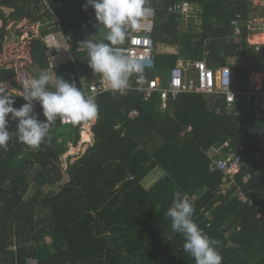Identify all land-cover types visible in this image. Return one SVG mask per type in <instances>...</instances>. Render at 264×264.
<instances>
[{"label": "trees", "instance_id": "1", "mask_svg": "<svg viewBox=\"0 0 264 264\" xmlns=\"http://www.w3.org/2000/svg\"><path fill=\"white\" fill-rule=\"evenodd\" d=\"M155 9L149 34L154 47L164 43L177 47V54L155 56L154 71L144 72L142 85L164 72L178 57L198 59L207 50V64L227 65L228 58L243 59L232 66L233 86L238 92L252 91L248 76L262 60L264 49L255 51L240 41L229 40V20L236 12L246 19L264 17V5L253 0H187L196 9L182 24V15L167 8L177 0H148ZM0 0V53L8 34L3 9H12L19 22L17 35L28 34L17 58L27 60L26 70L35 76L52 70L84 89L79 77L91 79L86 50L72 51L71 59L50 67V50L44 36L62 30L74 41L105 39L107 29L97 23L94 9L68 10L64 0ZM194 8V9H195ZM196 18V17H195ZM105 42H107L105 40ZM69 58V57H68ZM0 65V81L10 83L19 95L18 70ZM264 82V81H263ZM262 90H264V83ZM95 97L98 116L90 126L92 144L75 157H61L69 145H77L82 122L53 125L49 140L33 150L16 138V121L9 122L12 139L0 148V264H195L183 251L184 238L171 229L166 211L172 194L182 191L193 202L194 220L218 240L222 264H264V106L237 94L228 106L222 96L182 93L159 109V96L144 101L141 90L126 93L105 91ZM25 101L15 96L14 107ZM35 112L45 119L38 102ZM131 110L138 112L128 117ZM191 130L186 132L187 127ZM228 142L241 155L235 184L220 193L222 173L208 170L206 151ZM241 147V148H240ZM158 170L157 180L145 187L143 181ZM57 189L44 186L61 182ZM249 175L245 181L244 177ZM239 187L251 204L239 202ZM212 220L207 226L205 212Z\"/></svg>", "mask_w": 264, "mask_h": 264}, {"label": "clouds", "instance_id": "2", "mask_svg": "<svg viewBox=\"0 0 264 264\" xmlns=\"http://www.w3.org/2000/svg\"><path fill=\"white\" fill-rule=\"evenodd\" d=\"M148 0H85L82 6H91L97 23L107 29L104 40L86 39L81 48L86 50L88 65L99 74L105 90L125 93L131 88L130 80L135 74L136 83L145 80L144 64L132 54L117 55L114 47L123 45L129 30L139 32L147 18ZM105 40L107 42H105ZM229 84V69L224 75V86ZM20 94H12L5 82L0 81V148L7 149L12 139L9 122L16 121V138L38 150L50 138V132L57 121L77 124L94 121L98 116L95 97L88 95L74 80H66L53 70H40L35 76L24 78ZM15 96H21L25 103L14 107ZM38 102L45 119L41 120L34 110ZM70 147V146H69ZM69 149V148H68ZM69 156V155H68ZM194 202L182 191L172 194V203L166 211L171 229L184 238L183 251L195 264H222L219 241L210 237L194 220Z\"/></svg>", "mask_w": 264, "mask_h": 264}, {"label": "built area", "instance_id": "3", "mask_svg": "<svg viewBox=\"0 0 264 264\" xmlns=\"http://www.w3.org/2000/svg\"><path fill=\"white\" fill-rule=\"evenodd\" d=\"M46 5L44 6L45 10H49V4L47 0H42ZM233 1V0H231ZM254 4H257L253 0ZM147 7L149 8V13L147 18L143 21L142 30L139 32L129 30L126 41L123 45H117L114 47V52L117 55H127L132 54L138 60H140L146 70H151L155 67V60L153 56L154 52V43L150 37V33L153 30L154 18H155V9L148 1ZM195 7L187 0H177L175 3L170 5L167 8L169 13L182 15L184 18H188L193 15ZM12 11V9H11ZM21 24H19L18 28ZM22 26V25H21ZM230 34L228 38L234 40L235 42L240 41L245 31V41L246 44L252 46L255 51H259L263 45V39L259 38L258 33L264 31V17L251 16L249 18H244L240 12H236L232 18L229 20ZM56 35L60 37V43L56 40ZM28 38L27 33L17 35L14 31H9L5 35V43L9 45L10 43L24 44L25 40ZM45 44L49 47L50 50H54V54H50L49 60L50 67H55L67 59H63L55 62L54 58L58 55L59 49L56 46H52V43L60 44L65 47V50L68 52V59H71L70 55L72 51H81V42L87 38H81L78 41H74L71 36L64 34L62 30H58L56 33H49L44 36ZM209 55L207 50L203 51V58L194 60V61H183L178 60L177 63L169 70L165 78H162L160 75H156L147 80V83L144 86L133 85L131 80L130 90H141L142 97L144 101H148L154 94L159 96V109L166 110L169 106V102L174 100L179 94L182 93H199L203 95H216L224 97V100L228 106H230L237 94L244 95L248 102L253 101L260 110L264 106V90L262 89H253L252 91L238 92L234 89L232 83V68L229 65H223L216 68H212L207 64L206 58ZM229 69V84L227 88L224 86V75ZM81 83L84 86V90L88 95L96 96L102 92H105L106 85L104 84L99 74L93 73L91 79H86L84 77H79ZM126 91V92H127ZM125 92V93H126ZM35 107V104H34ZM138 112L136 110H131L128 113V117L134 118L137 116ZM62 124H66L64 121H61ZM80 130V137L82 139L83 130L90 131L91 121L82 122ZM89 126L87 127L86 126ZM191 127H187L186 132L190 131ZM91 142L90 138L79 143L78 148H76L75 153H79L82 149V143ZM262 149H264V136L260 143ZM228 142H223L219 146H211L206 151V155L209 158L208 170L210 172H220L222 173L221 184L219 186V192L225 194L229 191L232 186L235 184V177L240 171V165L242 163V157L239 154L234 153L230 149ZM241 148V147H240ZM85 150V149H84ZM83 150V152H84ZM68 154H66L67 158ZM66 158L64 162L61 163L63 169L66 167ZM64 164V165H63ZM249 178V175L244 177L246 181ZM239 202L243 204H251V201L244 194V192L237 187L234 191ZM205 217L207 219V226L212 220V215L210 211L205 212ZM28 264H36L35 259H27Z\"/></svg>", "mask_w": 264, "mask_h": 264}, {"label": "rangeland", "instance_id": "4", "mask_svg": "<svg viewBox=\"0 0 264 264\" xmlns=\"http://www.w3.org/2000/svg\"><path fill=\"white\" fill-rule=\"evenodd\" d=\"M64 1L67 2L69 11L73 10L75 7L84 8L82 6L85 4V0H64ZM254 1L256 3H258V4H260V5H264V0H254ZM89 7H91V6L89 5L86 8H89ZM3 11H4V14L6 16V20H7V27L6 28H7L8 31L11 30V31L15 32V29L18 28L19 24H21V25L26 24L25 20L17 22L14 19V17L12 16L11 9L4 8ZM0 22H1V20H0ZM60 37L58 35H56V40H57L58 43H60ZM4 39H5V36H4ZM20 45H21V43L20 44H18V43H10L8 46H14V47L17 46V47H19ZM5 46H7V43H5V41L3 40V49H2V52L0 53V65L6 66V67H12L13 64H16L17 68L22 67V71H20V69H17L18 73H17V77H16V81L21 85V83H22L24 78L30 77V75L27 73V70H26V67H25L27 64H29V62L27 60L17 58V56L20 55V51L19 50H10L9 47H6L4 49ZM52 46H56L59 49L58 50L59 51L58 55L54 58L55 62L63 59L64 57H66V59L68 60V54H67L68 52L65 50L64 45L62 46L60 44V46H59L56 43H52L51 47ZM157 56L163 57V55L160 54V53H157ZM50 59L53 62V58H50ZM154 70L155 69H151L149 71H154ZM258 70H264V67L258 65ZM149 71H148V73H149ZM6 84L8 86V90L15 91V89L12 88L10 83H6ZM16 91L20 92V90H16ZM86 126H87V124H86ZM87 127H89V126H87ZM84 131L85 130H83V132ZM89 138H90V134H89ZM90 140H91V142L87 141L88 143H82L81 144V147H82L81 151L79 153H75L76 148H78V146H79V143L84 141L83 137H82V139L80 137L77 145H75V146L69 145L70 147H69L68 151L61 157V159H62L61 161L64 162V159L66 158V154H68V155H70L72 157H75L76 155L81 154L84 149H86L89 145L92 144V139H90ZM158 176H159V171L158 170H155L152 173H150L146 177L145 181H143L144 186L147 187V188L150 187L157 180ZM66 179H67V176L64 175L62 180H61V182H57V183H54V184H51V185L48 184V185L44 186V190L45 191H49V190H52V189L53 190L57 189L59 187L60 183L65 182Z\"/></svg>", "mask_w": 264, "mask_h": 264}, {"label": "crops", "instance_id": "5", "mask_svg": "<svg viewBox=\"0 0 264 264\" xmlns=\"http://www.w3.org/2000/svg\"><path fill=\"white\" fill-rule=\"evenodd\" d=\"M256 5H260V4L257 3ZM197 10L198 9L195 8V11H194L193 15L191 16V17H194V23H199V17L196 16V13L198 12ZM191 17H190V19H191ZM188 18L185 19L182 16V20H183L182 21V24L186 25L187 24V21H188ZM258 35H259V38H262L263 39V45L261 46V49H264V31L258 33ZM157 53H160L162 55H173V54H177V47L176 46H172V45H168V44H164V43H159V44H157L154 47L153 56L155 57L157 55ZM261 54H263L262 60L259 61V62H257L256 69H254L253 71H251L249 73V76H248V82H249L248 84H249L250 90H253V89H262V87H263V83H264L263 82L264 81V70H258V65L264 67V51ZM202 58H203V52H202V57L201 58H198V59H202ZM198 59L178 57L177 60L175 61V63L172 66H166L165 67L163 74L162 73L161 74L158 73L156 75H160L162 78H165V76L168 74L169 70L177 63L178 60H183V61L186 62V61H194V60H198ZM243 63H244V60L243 59H238V58H235V57L234 58H228L227 59V65H229L230 67L235 66V65H239V64H243ZM148 71L149 70H146L144 72H148ZM232 78H233V74H232ZM93 122L94 121H91V124ZM91 124H90V126H91ZM85 133H87V137H84L83 136V133H82V137H83L84 140H88L89 139V134H90V139H92L91 130L89 132L88 131L86 132V130H85Z\"/></svg>", "mask_w": 264, "mask_h": 264}, {"label": "bare ground", "instance_id": "6", "mask_svg": "<svg viewBox=\"0 0 264 264\" xmlns=\"http://www.w3.org/2000/svg\"><path fill=\"white\" fill-rule=\"evenodd\" d=\"M87 132V131H86ZM83 136L84 137H87V133H85V131L83 132Z\"/></svg>", "mask_w": 264, "mask_h": 264}]
</instances>
